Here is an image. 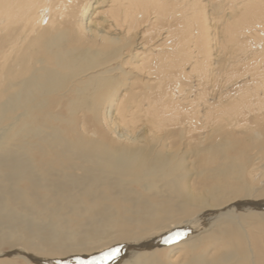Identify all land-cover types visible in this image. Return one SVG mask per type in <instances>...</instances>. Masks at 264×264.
I'll return each mask as SVG.
<instances>
[{"label":"bare ground","instance_id":"obj_1","mask_svg":"<svg viewBox=\"0 0 264 264\" xmlns=\"http://www.w3.org/2000/svg\"><path fill=\"white\" fill-rule=\"evenodd\" d=\"M149 26L153 27L154 36L149 33L151 27L146 32L141 31ZM160 41V44L155 45ZM89 52L95 55L107 54L109 57L106 56L102 64L85 68L83 71H78L79 73L74 72L73 66L78 57L92 59V55L86 56ZM155 53L161 54L153 56ZM240 55L244 57L240 59ZM257 57H262L260 61L264 58V0H0V106L8 105L16 98L24 99L34 94L45 93L51 89L50 86H54L61 79L71 84L89 78V74H96L98 78L112 80L121 70L136 69L140 75H145L146 79L152 77L153 81L161 80L160 84L165 82L164 85L157 87L156 94L160 96L159 100L150 101L149 96L146 97L147 107L140 110L145 117V123L148 120L157 122L156 117L161 118L159 115L164 113H167L168 116L165 117L170 119L173 115H169L168 111L173 109L175 114L182 112L186 115L184 117L186 124L193 125L195 121H200L204 128L210 127L212 131L210 136H212L214 131L229 126L230 128L247 126L252 118L248 117L251 112L256 111L264 116V69H257L258 63H251ZM130 63H133L135 68L131 67ZM67 69L69 70L66 71ZM239 79L241 80L238 81ZM103 87L108 89L110 86L102 84ZM199 88L204 92L195 91ZM122 99L119 101L114 99L117 112L126 111L123 109L124 106H121L122 101L125 100ZM159 102L164 103L161 112L155 107ZM180 104L186 106V109L179 107ZM134 111H128L126 116L129 118L128 122L133 120ZM115 117L117 120V116ZM128 122H103L110 140L97 137L93 131L89 135L86 134L87 139L91 140L85 146L90 154L102 157L108 162L100 163V166L106 168L112 163L122 164L124 160L135 162L147 160V165L138 169L140 176H135L136 182L141 181V178L146 181L147 174L153 172V168L157 169L162 161L154 163L149 160L150 155L147 153L150 154V148L142 140L143 135L139 137L136 132L137 136L134 133L125 134V131H129ZM118 126L123 128L124 133L119 135L116 130ZM250 134L259 136L254 130L250 131ZM59 149L71 151V146L63 141ZM166 153L171 154V150ZM258 157V165L251 164L247 170L253 179L264 178V155ZM77 158L74 155L73 159ZM42 160L45 162L44 158ZM55 162L58 163L57 160L50 159L43 166L48 167L46 170H49L57 166ZM25 164L20 169L15 160L10 161L9 165L0 161V232L4 228L18 227L22 213L27 217L31 214L44 215L48 222H52L49 229L44 228L49 224H43L32 230L39 234L40 240L38 241V238L36 240L41 252L26 247L30 245H21L28 251L15 249L16 251H13L14 253L9 257L20 258L25 264H30L32 256L40 258L39 260L52 259L51 262L56 264H137L135 257L151 255L155 251H167L168 255L171 254L174 258L171 260L172 264L175 260L178 262L177 259L182 255L181 253L186 252L189 245L197 252L198 247L195 243L200 240L207 242L210 235L207 231L218 219L223 221L220 224L225 223L227 219L240 222L238 227L242 220L248 218L254 217L264 221V203L258 201V199L264 201V190L255 195L254 193L253 195L250 193L222 195L216 201H206L203 196L199 198V205L193 210L184 216L158 225L150 232L105 242L97 241L99 240L97 236L91 233L88 239H92V242L96 241V244L89 246L82 244L81 239L69 242L67 231L73 229L68 225L69 223L74 222V225L78 221V226L83 227V231L76 232L74 236L82 233L89 235L94 224H102L107 218L121 220L124 217L144 214L142 203L134 195L132 196V193L126 192L125 196H129L126 198L133 205L132 215L122 208L123 202L119 201H115V204L109 208H93L92 203L95 199L103 198L105 195L95 196L88 202L90 203L88 206H81L84 205L83 199L82 202L74 199L70 191L75 186L83 184V181L77 179L74 183L69 179L67 192L59 198L54 197L55 201L59 203L61 199L69 200L72 206H81V210L73 211L72 207L66 210L60 207L54 210L47 209L48 204L45 202V205L40 206V211L31 212V209L21 206V213L17 214L9 206L12 205V196H7L8 188H4L5 185L2 184L14 181L17 172L25 173V186L31 200L37 197L33 189L61 184L56 176L58 173H47L44 176L42 173H37V170L45 171L44 167L41 169L34 166L31 161ZM11 168L13 173L9 171ZM98 168L101 167L88 168L91 171L84 173L98 171ZM67 169L75 170L73 165L69 164ZM120 169L124 171L126 167L120 165ZM1 172L4 174L1 175ZM91 180V182L95 181ZM119 180L124 182L122 179ZM162 187L165 195L170 196L167 199L180 198L192 202L199 194L201 195V193L197 195L192 191H185L174 178L165 179ZM18 199H20L19 204H22L23 199L19 197ZM242 199L245 201H241ZM26 201L29 202L28 199ZM217 209H220L219 212ZM205 210L209 211L196 215ZM169 231L174 233L172 236L177 234L178 238L185 237V241L169 248L151 249L152 245L158 243V239ZM195 231L201 232L195 235ZM192 234L194 236H191ZM239 235H241L239 238L234 239L227 231L221 241L216 242L222 244L221 250L214 255L211 253L210 257H207L210 263L206 259L207 264H255L254 257L252 258V249L255 247L251 244V237L246 236L244 232H240ZM27 237L26 233L24 238ZM47 240L55 243L50 244ZM163 240V243L168 241L166 236ZM116 245L123 247L120 250L118 248L117 251L114 249ZM257 246L261 249L260 245ZM207 247L212 248L206 246L207 250ZM113 251L116 255H109ZM2 256L4 255L0 253V257ZM71 257L74 259H67ZM113 258L115 260L112 261ZM4 259H0V264H8ZM261 264L264 262L261 261Z\"/></svg>","mask_w":264,"mask_h":264},{"label":"rangeland","instance_id":"obj_2","mask_svg":"<svg viewBox=\"0 0 264 264\" xmlns=\"http://www.w3.org/2000/svg\"><path fill=\"white\" fill-rule=\"evenodd\" d=\"M150 27L151 26L144 27L141 31L145 30L146 32ZM152 28L153 27H151V29H149L150 32H148L154 36L155 33L152 32ZM160 43L161 41L155 45ZM161 53H155L153 56ZM86 56H90L92 59L90 60V58L88 59L87 57V59L84 57L80 59L78 57V60L75 61L76 63L73 66V69H75L73 70L74 72L79 73L85 68L87 69L94 65L102 64L108 55H95L89 52V55L87 54ZM243 57L244 56L240 55L239 58L242 59ZM260 59H262V57H257L253 59L255 61L252 60L251 63L259 64L264 61V58L261 61ZM80 63L83 65L85 63V65L83 66ZM130 64L131 67L135 68L133 63ZM258 64H256L257 69L263 70L264 62L263 64L261 63L262 65L259 64L261 67H258ZM100 66L99 68H101ZM99 68L98 70L100 71ZM118 74V76L114 77L112 80L98 78L96 74H93L95 75L93 79V75L89 74V78H83L81 81L77 80L79 83L77 81L71 82L72 85L69 81L61 79L59 82H56L54 86H50L51 89L49 88L50 90H47L45 93L34 94L24 99L16 98L10 104L0 106V161L2 164L9 165L10 161L15 160L16 165H19L18 167L21 169L26 165L25 163L31 161L34 166L43 169L42 167H44L43 165H45L46 161H50V159L58 161V163L55 162V165L57 166H54L49 170H46L48 167H44L45 171L37 170V173H42L44 176L47 175V173H58L56 176L61 184L33 189L34 194L37 195L36 199L31 200L28 196L30 193L25 186L26 175L23 171L17 172L18 174L14 175L15 180L11 183H2L5 185L4 188H8L9 193L7 196H12V205L9 204V206H11L15 213H21V206H23V208L27 207L31 209V212L40 211V206L45 205V202L48 204L46 206L47 209L51 208L54 210L60 207L66 210V208L69 209L72 207L73 211H75L76 209H80L81 206H88L90 204L88 202L95 196L105 195L103 198H96L94 203H92V207L109 208L115 204V201H119L123 202L122 208L128 210L130 215H132L133 205L127 199L129 196H125L126 192L132 193V196L134 195V197L142 203L145 212L144 214H136L135 216L128 218L124 217L121 220H110L107 218L102 224H94L89 235L88 233H86V235L82 233L78 236H74L76 232H79L80 230L83 231V227L78 226V221L76 222L77 224L75 223L76 225H73L74 222L68 224L73 227V229L67 231L69 242H76L81 239L82 244L89 246V244H96V241L92 242V239H88V237L91 236V233L93 236H97L99 239L97 241L105 242L110 239H119L122 237L150 232L158 225L166 223L172 219H177L193 210L194 207L199 205V198H203V196V199L206 201H216L221 198L222 195L233 196V194L236 193H250L251 195L254 193L255 195L264 190V178L261 177L263 182L260 177H254L255 179H253L247 172L251 164L259 163L258 156L262 157L264 155V116L258 114L256 111L251 112L248 114V117L252 118L248 121L247 126L237 127L238 129L233 127L230 128L229 126L218 130L217 132L214 131L212 136H210L212 133L210 127L204 128L200 121H195L193 125L186 124L187 121H185L184 118L186 115L182 112L180 114H175L173 113V109L169 110L168 114H172L174 117L172 116L170 119L166 118L165 115H167V113H164L159 115L161 118L156 117L157 122L154 123L152 122L153 120H148L145 123L146 120L145 117L142 116L141 111L147 107L148 100L146 97L149 96L150 101L153 99L154 101L159 100L158 98L160 96L156 94L157 87L162 84L164 85L165 82L160 84L161 80L153 81L152 77H147L146 79L145 75H140L136 69H132V71L124 69L121 70V72L119 71ZM240 80L241 79L238 81ZM102 84L110 87L108 89L104 87L102 88ZM169 85H172V83H169ZM201 89L202 88H199L195 91L199 93L204 92V90L202 89V91ZM155 94L156 96H154ZM113 95L114 97H112ZM142 98L145 99L143 100ZM114 99L118 101L125 99L122 101L121 105L124 106L123 109L126 111H123L125 112L116 111L115 103H113ZM163 104L164 103L159 102L155 106L156 109L161 112ZM180 106H182L181 108L186 109V106L182 104H180L179 107ZM127 109H129L130 112L131 110L134 111L132 117L133 120L131 122H128L129 118H126L129 111ZM140 115L142 117H140ZM115 116H117V120ZM121 116H123V118H121ZM123 121H127L129 125V131H125V134L129 133L132 135L134 133L136 136L138 134L139 137L143 135L145 139L142 137V140H144L145 144L150 148H147L150 151V154L147 153L150 155V157H148L149 160L154 163L162 161V164L158 165L157 169L153 168V172L147 174L148 177L146 181H143V178H141V181L136 182L135 176H140L138 174V169L146 166L148 162L147 160H141L139 162L124 160L122 164H120V162L117 164L112 163L111 166H114L113 168H110L111 166H107L106 168L100 166V163L103 164L102 162L105 160L102 157L90 154L88 148L85 146V144L91 140L87 139L88 136H86V134L89 135L94 131L95 134H97V137H103L102 139L105 138L108 141L110 140V135H108L104 123H121ZM101 122L104 123L102 124ZM141 123H144L145 125ZM118 128L116 130H118L117 132L119 135L122 132L124 133L121 126H118ZM131 129L134 132H132ZM252 130L256 131L259 136L255 137L253 134H250V131ZM63 141L67 142L69 147L71 146V151L68 149L61 151L59 149ZM97 145H99V143H97ZM169 150H171V154L166 153ZM73 154L78 158L73 159ZM43 158L45 159V162H43ZM60 160L64 163L60 162ZM67 164L71 166L73 165L75 170L67 169ZM120 165H124L126 169L121 171ZM95 166L101 167L98 168V171L101 173L98 171L84 173L85 171H91L88 170V168L94 169ZM9 171L11 173L14 172L12 171V168L11 170L9 169ZM3 174L4 173L1 172V175ZM168 178H174L177 180L178 185H180L185 191H192L197 195L201 193V195L199 194L197 196L198 198L192 202L180 198L173 200L167 199L170 196L165 195L166 193L162 185L165 179ZM69 179L73 180L74 183L77 179L83 181V184L78 185L77 187L75 186L70 192L73 194L72 196H74V199H78L81 202L83 199L84 205L72 206L69 200L62 199L59 203L55 201L56 197L59 198L60 195L67 192V181ZM91 179L95 181L91 182ZM119 179L124 180V182ZM126 180L128 181L127 183ZM216 196L220 197L216 198ZM15 197L17 198L14 199ZM18 197L23 199L22 204H19L18 200L20 199H18ZM27 199L29 202L26 201ZM241 201H245V199H242ZM258 201L264 203L262 199H258ZM193 202L196 205L192 204ZM58 204H60V206ZM215 210L214 212H216ZM217 210L219 212L220 209ZM208 211H201V213L198 212L196 215H202ZM42 213L45 214L46 212ZM238 214L240 213L238 212ZM46 219L47 218L44 215L39 216L38 214H31L27 217L22 213L19 219L20 227L15 226L16 228L12 229L4 228L3 231L0 232V253L4 256L0 257V259L5 258V263L8 264H25L20 258H9L11 254L14 253L13 251L20 248L28 251L21 245H30L29 247H26L35 252H41L37 247V240H40V237H38L39 234L32 230L38 228L36 227L38 225L43 226V224H49V226L44 227L45 229H49L48 227L52 226V222H48ZM221 221L222 220L218 219L214 224L210 225V230L207 231V234H210V237L208 236L207 242L200 240L195 243V246L198 247L197 252L196 250L194 251L191 249L192 246L189 245L187 246L186 252L184 251L181 253L182 255L177 259L178 262L175 260L172 264H207V257H210L211 253L214 255L221 250L222 244L219 245L216 244V242L219 240L221 241L227 231L228 234L230 233L234 237V239L241 236L239 235L240 232H244L246 236L249 235L251 237V244L255 247L252 249V258L254 257L253 263L261 264V261L264 262L263 220H258L254 217L248 218L242 220L239 227L237 225L240 222L237 223L227 219L225 223L220 224ZM231 224L235 226L232 227ZM33 226L35 228H33ZM200 232L201 231H195L194 234L197 235ZM26 233L28 237L24 238ZM167 234H165L168 239L166 243H163V238L165 239V236H163L158 239L160 243L158 242L155 245H152L151 249L169 248L185 241V237L178 238L177 234L172 236L174 233L170 231L167 232ZM194 234L191 236H194ZM235 234H237V236H234ZM36 238L38 239L36 240ZM48 242H50V244L55 243L51 240ZM257 245H260L261 249H258ZM146 246L150 247L149 245ZM206 246L212 248L207 247V250L205 249ZM122 247V245H116L114 249L119 251ZM168 254L167 251H155L151 255H142L135 258H137V264H155V262L156 264H166V262L167 264H171V260H174V258L171 257V254ZM39 259L40 258L38 257L36 258L35 256H32L29 263L56 264L55 262H51L52 259ZM67 259L74 258L71 257ZM111 260L113 261L115 259L113 258ZM208 262L210 263L209 260Z\"/></svg>","mask_w":264,"mask_h":264},{"label":"snow or ice","instance_id":"obj_3","mask_svg":"<svg viewBox=\"0 0 264 264\" xmlns=\"http://www.w3.org/2000/svg\"><path fill=\"white\" fill-rule=\"evenodd\" d=\"M109 255H116V252L115 251H113L112 253H110Z\"/></svg>","mask_w":264,"mask_h":264}]
</instances>
